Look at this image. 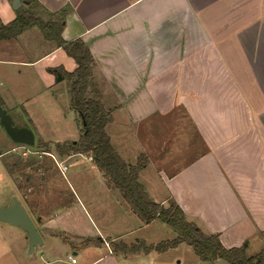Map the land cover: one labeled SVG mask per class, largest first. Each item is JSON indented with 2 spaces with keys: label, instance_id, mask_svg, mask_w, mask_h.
<instances>
[{
  "label": "crops",
  "instance_id": "crops-1",
  "mask_svg": "<svg viewBox=\"0 0 264 264\" xmlns=\"http://www.w3.org/2000/svg\"><path fill=\"white\" fill-rule=\"evenodd\" d=\"M21 1L20 8L28 5ZM36 1L50 13L65 10L64 40L80 38L89 47L96 64L93 76L101 79L104 100L113 103L106 127L111 143L129 164L144 157L139 179L149 195L165 206L175 201L190 221L218 235L226 248L245 247L249 257L256 256L264 248V0ZM16 11L12 0H0L4 23L13 21ZM35 28L16 39L27 40L21 48L12 40L0 41L1 106L18 126L30 127L27 118L41 108L39 98L57 101L59 95L70 93L71 81L57 82L52 69L74 72L77 68L63 48L41 32L42 37L37 35ZM30 41L43 45L40 54L33 56ZM10 80L18 84L12 87ZM155 116H168L175 126L169 125L170 131L166 126L158 131L149 127L141 140L136 126ZM71 139L40 140L52 147L75 141ZM77 156L87 157L91 170L102 175V192L109 200L114 198L103 204L93 196L88 206L81 195L90 192L89 185L81 191L75 187L71 190L76 201L54 216L31 205L30 209L12 191L9 202L16 195L26 209L34 210L41 236L47 237L42 236L37 249L46 248V257L25 253L23 260L144 264L138 256L148 252L116 250L115 244L134 243L122 241L120 232H110L111 227L104 226L109 221L102 216H98L101 225L90 216L89 208L102 215L103 206L110 204L117 214H111L112 230L120 222L139 219L89 154L61 157L59 162L65 165ZM83 176L72 179L84 183ZM54 237L59 242L50 246ZM25 240L28 246L27 234Z\"/></svg>",
  "mask_w": 264,
  "mask_h": 264
},
{
  "label": "rangeland",
  "instance_id": "rangeland-1",
  "mask_svg": "<svg viewBox=\"0 0 264 264\" xmlns=\"http://www.w3.org/2000/svg\"><path fill=\"white\" fill-rule=\"evenodd\" d=\"M35 29V31H37L35 33L41 35V31L38 30V28ZM40 37H42V35ZM16 39H13L11 43L18 48L28 44L27 40L16 42ZM31 43L32 41H30L29 44L31 45ZM37 43L38 42L36 41H33L32 43L34 49L33 56L40 54L41 49L43 48V45L38 47ZM19 52V54H21V50H19ZM15 54L17 55L18 53L16 52ZM100 83V77L97 75L93 76L89 85V94L91 97L95 98L98 96L108 108L113 105V103H111V100H104V88L101 89ZM9 84L13 87V84L18 83L10 80ZM2 87H8V83ZM20 87H23L22 83L20 84ZM60 87L63 88V86ZM62 88L60 89L63 92ZM97 89L101 90L100 95L96 94ZM70 93L68 95L67 93L59 95L57 101L41 100V98L38 99L41 108L38 109L35 116L31 117V119L26 117L29 121L30 127L33 131L35 130L36 143L33 146H29L31 150H40L39 141L41 138L61 139L70 138L71 136L75 141L80 140L83 125L79 114L76 113V111L73 112L74 110L69 107V104L71 105L69 101L71 97ZM19 105H21V103H18V106ZM21 109V114L26 115ZM167 117L161 118L160 116H155V118H151L149 121L139 123L135 129L139 133L140 139L143 140L146 138L147 134L145 132L149 127L158 131L160 130V127L166 126L170 131L171 127L169 125L175 126V121ZM33 122L36 127L32 125ZM177 124L179 123L177 122ZM180 125L181 123L179 126ZM156 135L159 136L158 133ZM21 146L22 145L15 144L10 139L0 124V152L3 154L0 157V206L9 204L10 193L16 191V193H19L20 196L23 197V200L29 208L31 205L36 211H42L45 215H59L63 212V209H65L64 207L67 204L76 201L71 189L73 188L75 190L76 187L81 191L82 189H85L87 185H89L87 190L90 192L82 194L81 196L85 200L83 202L88 206L91 199H94L93 196L97 203L103 202V204H106L107 202L109 203L110 200L114 198L112 196L109 200V197L107 198L102 192L104 186L101 187L99 184L102 175L95 168H92L91 170L88 165L89 161H87V157L85 159L84 157L77 156L69 159L65 163L67 170L62 173L52 156L47 154L25 155V150L21 148ZM50 149L55 152L54 146ZM55 156L58 160L62 157L56 152ZM63 157L66 158L67 156ZM142 160L145 161L144 158ZM77 175H84L83 179H85V182L78 181L75 183L72 176ZM116 191L120 193L119 190ZM103 207L105 211L104 214L102 212V215L99 214V211L97 215L94 210L89 208L90 216H93L95 222L99 225L102 223L100 220L101 216L104 221H109V223L104 226H106V228H109L110 226V232H120L123 235L122 241L126 243H135L139 240H145L150 246L153 244L157 245L163 241L173 240L178 236L168 224L160 220H155L147 225V223L140 220V218L128 220L126 223L120 222L118 226L114 227L115 229L112 230L113 223H110V220L114 219L112 217L117 215H115L114 211L116 208L114 209L113 207V211H111L110 204L104 205ZM30 209L27 208V211L38 227L37 215L34 213V210L32 212ZM111 214L113 216H111ZM89 227L92 228L90 224ZM42 236L47 238L44 233H42ZM25 237L26 234L21 228L0 221V264H29L27 260H23L22 258L25 253H29ZM50 240L52 241L50 246H55L54 244L59 242V238L57 237ZM92 240L98 241V238L93 237ZM249 250L251 253L252 249ZM152 251L150 253L148 252V254L144 253L139 255L138 259L143 261L144 264H229L225 260H219L214 263L201 261L195 254L193 247L184 242L166 252ZM33 253H37L36 255L38 256L40 254L44 255L46 254V248H40L39 251L37 250ZM44 256L46 257V255ZM63 256H65V254Z\"/></svg>",
  "mask_w": 264,
  "mask_h": 264
},
{
  "label": "trees",
  "instance_id": "trees-1",
  "mask_svg": "<svg viewBox=\"0 0 264 264\" xmlns=\"http://www.w3.org/2000/svg\"><path fill=\"white\" fill-rule=\"evenodd\" d=\"M27 2V6L16 11L17 15L13 21L4 23L0 18V41L16 39L27 29L37 27L47 41L63 48L77 64L74 72H67L62 67L51 70L57 82L66 79L71 81V106L79 114L83 125L80 140L55 143V152L62 157L89 154L106 177L108 185L120 191L134 214L147 224L160 220L178 235L173 240L157 245L149 246L141 240L130 246L124 243L115 244V249L127 254L152 250L166 252L184 242L192 246L197 257L204 262L225 260L229 264H264V248L253 257L247 255L245 247L226 248L218 235L208 233L196 222L190 221L175 201L165 206L149 195L139 179V172L146 164L142 160L144 157L140 156L135 165L122 158L112 145L106 130L112 120L110 106L107 108L98 96L95 98L89 94L90 81L96 67L89 47L80 38L73 41L64 40L62 33L65 26V10L50 13L36 0ZM100 91L97 89L96 94L100 95ZM39 147L40 150L35 151L53 153L50 143L40 140Z\"/></svg>",
  "mask_w": 264,
  "mask_h": 264
},
{
  "label": "water",
  "instance_id": "water-1",
  "mask_svg": "<svg viewBox=\"0 0 264 264\" xmlns=\"http://www.w3.org/2000/svg\"><path fill=\"white\" fill-rule=\"evenodd\" d=\"M22 4L21 0H12V6L15 10H18ZM0 124L15 144L35 145L34 131L30 127L16 125L11 115L1 105ZM0 221L17 226L27 234L29 253L35 252L43 244L41 229L36 226L26 207L16 195L12 196L9 204L0 206Z\"/></svg>",
  "mask_w": 264,
  "mask_h": 264
},
{
  "label": "built area",
  "instance_id": "built-area-1",
  "mask_svg": "<svg viewBox=\"0 0 264 264\" xmlns=\"http://www.w3.org/2000/svg\"><path fill=\"white\" fill-rule=\"evenodd\" d=\"M21 148H23L25 151H24V154L27 155V154H47V155H50L52 157H54V154L53 153H45V152H37V151H33L29 148V146H26V145H22ZM1 156V155H0ZM56 163L58 164L59 166V169L62 173H64L66 170H67V166L66 165H63L62 163L59 162V160L57 159L56 160ZM70 258H72L70 256ZM73 262H75V259H72Z\"/></svg>",
  "mask_w": 264,
  "mask_h": 264
}]
</instances>
